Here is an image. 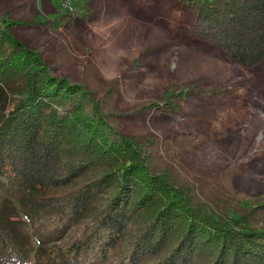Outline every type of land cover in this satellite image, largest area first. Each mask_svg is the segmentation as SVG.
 <instances>
[{"label":"trees","instance_id":"1","mask_svg":"<svg viewBox=\"0 0 264 264\" xmlns=\"http://www.w3.org/2000/svg\"><path fill=\"white\" fill-rule=\"evenodd\" d=\"M190 33L247 68L264 63V0H184ZM0 20V202L34 223L45 264H264V192L204 189L156 172L139 137L85 83L55 76L42 50ZM200 84L169 88L162 110L182 112ZM157 105V104H154ZM21 215V214H20ZM0 220V264H33L15 240L23 223Z\"/></svg>","mask_w":264,"mask_h":264},{"label":"rangeland","instance_id":"2","mask_svg":"<svg viewBox=\"0 0 264 264\" xmlns=\"http://www.w3.org/2000/svg\"><path fill=\"white\" fill-rule=\"evenodd\" d=\"M11 12L49 21L14 31L42 50L53 75L85 83L120 112L124 133L146 144L156 172L201 189L220 180L234 196L264 192V63L247 68L192 35L184 0H0V20ZM199 84L220 88L221 97L192 92L180 100L182 112L160 108L169 88ZM0 220L24 224L15 240L33 264L75 235L41 243L36 225L8 201L0 202Z\"/></svg>","mask_w":264,"mask_h":264},{"label":"built area","instance_id":"3","mask_svg":"<svg viewBox=\"0 0 264 264\" xmlns=\"http://www.w3.org/2000/svg\"><path fill=\"white\" fill-rule=\"evenodd\" d=\"M71 1V0H70Z\"/></svg>","mask_w":264,"mask_h":264}]
</instances>
